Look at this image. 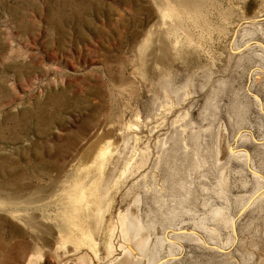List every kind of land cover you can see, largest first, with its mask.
<instances>
[{"label":"rangeland","instance_id":"obj_1","mask_svg":"<svg viewBox=\"0 0 264 264\" xmlns=\"http://www.w3.org/2000/svg\"><path fill=\"white\" fill-rule=\"evenodd\" d=\"M0 264H264V0H0Z\"/></svg>","mask_w":264,"mask_h":264}]
</instances>
